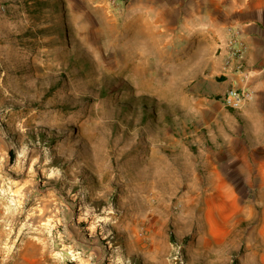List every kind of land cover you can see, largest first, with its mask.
<instances>
[{
    "label": "rangeland",
    "instance_id": "374dc122",
    "mask_svg": "<svg viewBox=\"0 0 264 264\" xmlns=\"http://www.w3.org/2000/svg\"><path fill=\"white\" fill-rule=\"evenodd\" d=\"M210 1L0 0V264H264Z\"/></svg>",
    "mask_w": 264,
    "mask_h": 264
},
{
    "label": "crops",
    "instance_id": "0c3cea01",
    "mask_svg": "<svg viewBox=\"0 0 264 264\" xmlns=\"http://www.w3.org/2000/svg\"><path fill=\"white\" fill-rule=\"evenodd\" d=\"M210 6V28L199 29L196 37L198 41L205 40L200 35L206 33L209 47L215 52L221 49L214 55L218 69L228 28L238 27L245 45L243 58L247 75L243 80L238 75H228L225 81L230 86L235 81L240 86L248 85L250 90V98L236 114L237 118L225 122L224 141H218L220 151L215 156L223 170L221 173L239 177L232 180L233 184L241 182L258 192L263 222L257 235H264V0H211Z\"/></svg>",
    "mask_w": 264,
    "mask_h": 264
},
{
    "label": "built area",
    "instance_id": "2783aa9c",
    "mask_svg": "<svg viewBox=\"0 0 264 264\" xmlns=\"http://www.w3.org/2000/svg\"><path fill=\"white\" fill-rule=\"evenodd\" d=\"M244 50L245 45L238 27L228 28L220 67L223 75H238L240 80L245 78L247 71L243 58ZM248 95L249 91L245 89V86H240L235 81L222 95V102L230 108H240Z\"/></svg>",
    "mask_w": 264,
    "mask_h": 264
},
{
    "label": "bare ground",
    "instance_id": "6f19581e",
    "mask_svg": "<svg viewBox=\"0 0 264 264\" xmlns=\"http://www.w3.org/2000/svg\"><path fill=\"white\" fill-rule=\"evenodd\" d=\"M149 20H150V19H149ZM165 20H166V19H165ZM172 20H173V19H172ZM175 20H176V19H175ZM177 20H178V19H177ZM173 21H174V20H173ZM173 21H172V22H173ZM158 24H159V23H158ZM244 172H245V171H243V173H244ZM235 173H236V172H235ZM240 178H241V177H240Z\"/></svg>",
    "mask_w": 264,
    "mask_h": 264
}]
</instances>
